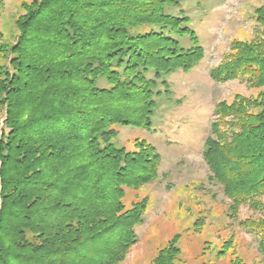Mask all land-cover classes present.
I'll return each mask as SVG.
<instances>
[{
    "label": "trees",
    "instance_id": "obj_1",
    "mask_svg": "<svg viewBox=\"0 0 264 264\" xmlns=\"http://www.w3.org/2000/svg\"><path fill=\"white\" fill-rule=\"evenodd\" d=\"M178 1L23 3L0 76V264H119L136 242L145 200L127 208L125 188L154 178L159 154L145 139L131 150L112 139L118 125L152 130L158 83L204 55L190 17L167 10ZM252 18L253 37L231 41L214 80L264 86V0ZM213 115L204 160L232 208L257 213L240 224L264 258V91L220 100ZM179 242L152 264H179Z\"/></svg>",
    "mask_w": 264,
    "mask_h": 264
},
{
    "label": "rangeland",
    "instance_id": "obj_2",
    "mask_svg": "<svg viewBox=\"0 0 264 264\" xmlns=\"http://www.w3.org/2000/svg\"><path fill=\"white\" fill-rule=\"evenodd\" d=\"M30 1L0 0V76H5L4 68L12 71L10 47L18 34L15 21L23 13V3ZM178 2L179 6L167 10L190 17L204 55L189 71L171 72L165 87L158 83L166 93L155 96L158 106L152 130L115 126L112 141L117 146L131 150L140 138L159 154L156 176L138 188H125L126 207L144 199L145 210L141 223L134 227L136 242L119 264H152L157 251L175 234L180 235L179 264H228L234 256L248 264H264L256 236L240 224L257 213L246 204L232 208L203 157L216 103L231 102L236 96L254 99L264 91V86H250L241 78L216 81L210 76V69L218 65L232 40L253 37L252 15L261 0ZM2 118L1 112L0 126ZM229 240V247H224Z\"/></svg>",
    "mask_w": 264,
    "mask_h": 264
}]
</instances>
